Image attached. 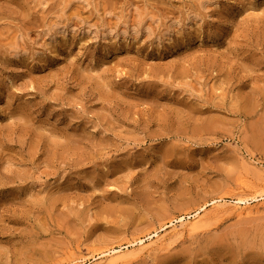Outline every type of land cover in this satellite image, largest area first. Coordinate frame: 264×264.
<instances>
[{
    "label": "rangeland",
    "instance_id": "rangeland-1",
    "mask_svg": "<svg viewBox=\"0 0 264 264\" xmlns=\"http://www.w3.org/2000/svg\"><path fill=\"white\" fill-rule=\"evenodd\" d=\"M154 233L116 264H264V0H0V264Z\"/></svg>",
    "mask_w": 264,
    "mask_h": 264
},
{
    "label": "bare ground",
    "instance_id": "bare-ground-1",
    "mask_svg": "<svg viewBox=\"0 0 264 264\" xmlns=\"http://www.w3.org/2000/svg\"><path fill=\"white\" fill-rule=\"evenodd\" d=\"M249 200V199H248ZM247 199H238V200H235L233 202V208H240L239 206L240 205H246L247 203H249ZM255 201V199H253ZM218 206H220L218 204V201L217 202H214L212 204V207H214L215 210H219ZM250 213V212H248ZM190 218H192V221H190L187 226L191 227L192 229H196L198 228L199 226V223L201 222V220L203 219L201 216H200V213H196L194 214L193 216H191ZM180 222H183V220H180ZM182 225H184L182 223ZM181 225V226H182ZM164 240V238H161L159 237V235L157 233H154L153 235H150L147 239H140L134 243H131L128 245V247H125L124 249L127 250V251H124V252H120L118 250H110V251H106V252H103V253H100L98 255V258L97 259H101V258H106L109 259L108 262L110 264H116L118 261L120 260H123L125 259L126 257L128 256H135L137 255L139 252H143L144 250H146L147 246H146V242L147 241H151L153 244L157 245V243H162ZM151 243V244H152ZM148 245V244H147ZM138 247V249H135L137 251H133V250H128V248H134V247ZM149 246V245H148ZM151 246V245H150ZM151 248V247H150ZM83 264H86V263H83Z\"/></svg>",
    "mask_w": 264,
    "mask_h": 264
}]
</instances>
